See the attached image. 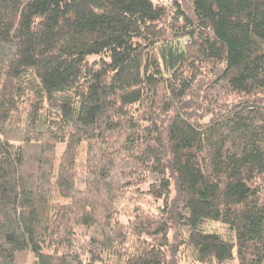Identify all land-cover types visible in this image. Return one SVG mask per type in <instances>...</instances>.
Masks as SVG:
<instances>
[{
    "label": "trees",
    "instance_id": "trees-1",
    "mask_svg": "<svg viewBox=\"0 0 264 264\" xmlns=\"http://www.w3.org/2000/svg\"><path fill=\"white\" fill-rule=\"evenodd\" d=\"M185 255L264 264V0H0V264Z\"/></svg>",
    "mask_w": 264,
    "mask_h": 264
},
{
    "label": "rangeland",
    "instance_id": "rangeland-1",
    "mask_svg": "<svg viewBox=\"0 0 264 264\" xmlns=\"http://www.w3.org/2000/svg\"><path fill=\"white\" fill-rule=\"evenodd\" d=\"M154 1L169 4L172 0H154ZM179 1L182 4V6H185L186 3L188 2V0H179ZM205 230L206 231H208V230L213 231V232L218 233V234L220 233V234L224 235L225 237H226V235H228L226 233L225 228L221 224L208 223L205 226ZM27 264H33V259L29 258V261ZM180 264H199V263H194V261L189 256L185 255V256L181 257Z\"/></svg>",
    "mask_w": 264,
    "mask_h": 264
}]
</instances>
